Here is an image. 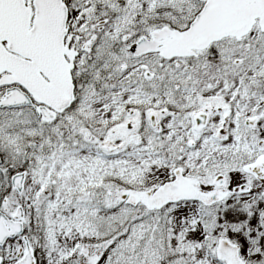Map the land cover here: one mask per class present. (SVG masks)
<instances>
[{"label": "snow or ice", "instance_id": "1", "mask_svg": "<svg viewBox=\"0 0 264 264\" xmlns=\"http://www.w3.org/2000/svg\"><path fill=\"white\" fill-rule=\"evenodd\" d=\"M0 264H264V0H0Z\"/></svg>", "mask_w": 264, "mask_h": 264}]
</instances>
